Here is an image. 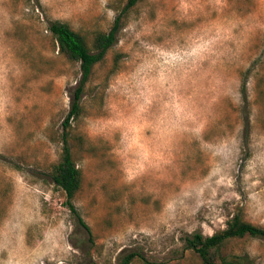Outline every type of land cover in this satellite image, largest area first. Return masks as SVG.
Returning <instances> with one entry per match:
<instances>
[{
  "label": "rangeland",
  "instance_id": "374dc122",
  "mask_svg": "<svg viewBox=\"0 0 264 264\" xmlns=\"http://www.w3.org/2000/svg\"><path fill=\"white\" fill-rule=\"evenodd\" d=\"M129 2L0 0V264H203L189 235L264 226V0ZM117 18L71 120L90 233L51 176L82 72L48 27L92 46ZM225 252L264 264V238Z\"/></svg>",
  "mask_w": 264,
  "mask_h": 264
},
{
  "label": "trees",
  "instance_id": "16d2710c",
  "mask_svg": "<svg viewBox=\"0 0 264 264\" xmlns=\"http://www.w3.org/2000/svg\"><path fill=\"white\" fill-rule=\"evenodd\" d=\"M136 0H130L133 4ZM120 18H117L109 31H100L95 35L93 45L89 46L86 37L75 30L69 23L53 20L49 31L59 43L60 51L71 60L80 63L82 78L72 98L71 109L63 122L62 154L59 162L53 167L51 176L57 186L66 193V204L76 214L80 223L91 233L89 225L79 215L73 198L82 186V172L72 153L70 144L71 120L80 115L81 99L84 85L89 80L95 64L103 60L105 54L117 41ZM244 237L264 238V226L255 225L245 220L240 212L233 215L227 227L213 235L204 236L195 232L186 238L187 249L193 250L203 264H256L248 253H226V245L234 239ZM141 259L144 264H160L151 262L143 253L129 251L124 253L118 264H131L135 259Z\"/></svg>",
  "mask_w": 264,
  "mask_h": 264
}]
</instances>
